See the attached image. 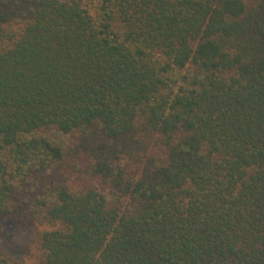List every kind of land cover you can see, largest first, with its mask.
<instances>
[{"label": "trees", "instance_id": "obj_1", "mask_svg": "<svg viewBox=\"0 0 264 264\" xmlns=\"http://www.w3.org/2000/svg\"><path fill=\"white\" fill-rule=\"evenodd\" d=\"M0 214L43 264H264V0H0Z\"/></svg>", "mask_w": 264, "mask_h": 264}, {"label": "rangeland", "instance_id": "obj_2", "mask_svg": "<svg viewBox=\"0 0 264 264\" xmlns=\"http://www.w3.org/2000/svg\"><path fill=\"white\" fill-rule=\"evenodd\" d=\"M43 229L26 217L0 214V244L22 264H43L38 243V234Z\"/></svg>", "mask_w": 264, "mask_h": 264}]
</instances>
